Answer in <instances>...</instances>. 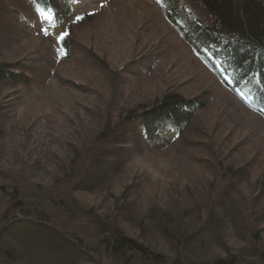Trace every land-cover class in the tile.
Returning a JSON list of instances; mask_svg holds the SVG:
<instances>
[{
	"label": "rangeland",
	"instance_id": "374dc122",
	"mask_svg": "<svg viewBox=\"0 0 264 264\" xmlns=\"http://www.w3.org/2000/svg\"><path fill=\"white\" fill-rule=\"evenodd\" d=\"M4 1L0 0V62L32 79L25 86H0V122L8 129L3 130V150L13 172H5L11 176L5 177L6 187L10 189L11 180L18 182L23 198L44 200L49 217L67 232V226L74 227L80 237L88 239L83 232L91 231L92 225L105 230L117 224L125 239L155 248L168 257L167 264H174V247L146 221L155 205L172 212L184 209L192 232L217 217L221 238L236 250L245 249L244 253H252L251 244L244 241L248 233L253 239L257 234L260 239L253 253L264 256V121L195 58L166 22L156 0H77L86 18L72 30L67 60L61 58L57 43L61 30L39 32L48 20L42 17L37 22L31 14L32 25L18 17L6 18ZM169 93L205 104L186 133L164 150L150 151L137 139L129 148L115 149L119 164L109 186L73 194L74 210L67 206L61 211L63 191H56L67 184L55 185L62 176L56 165L48 167L44 162V144L57 140L53 150L59 158L78 150L84 163L75 161L72 153L65 161H73L74 169L82 165L86 169L90 157L84 152L106 121H111L114 133L120 130L119 115ZM28 137L27 147L20 150ZM9 145L13 151H8ZM17 150L19 158L14 154ZM78 172L81 178L67 181L71 188L93 171ZM126 191H131V199L122 196ZM4 206L0 198V213ZM222 207L236 215L233 227L229 224L226 230L223 223L229 220ZM88 215L92 225L84 218ZM203 253L208 258L222 255L212 246ZM91 257L94 262L98 259L95 254Z\"/></svg>",
	"mask_w": 264,
	"mask_h": 264
},
{
	"label": "trees",
	"instance_id": "16d2710c",
	"mask_svg": "<svg viewBox=\"0 0 264 264\" xmlns=\"http://www.w3.org/2000/svg\"><path fill=\"white\" fill-rule=\"evenodd\" d=\"M4 2H7L9 11L5 14L6 18L18 17L20 20L25 19L27 24L30 23L28 16L31 14L37 22L42 17L48 20L39 32L49 34L61 30L57 36L60 56L63 60L70 57V49L73 47L72 30L86 18L80 13L78 8L80 5L76 0ZM156 2L166 22L190 48L195 58L206 70L216 75L222 85L248 110L260 115L264 121V0H156ZM201 15L203 17H200ZM77 16L82 19L77 21ZM15 70L13 65L0 62V86L30 84L32 81L30 77L21 73L16 74ZM204 108L205 104L198 98L169 93L161 95L153 103L119 115L116 127L120 130L114 133L111 130V121H106L101 131L94 135L93 141H90L89 149L84 152L90 157L86 169L93 172H88L86 179H78L77 185L75 187L72 185L74 189L67 181L81 178L77 171L86 169L84 165L82 169H74L71 167L73 161L65 160L71 153L79 163H84L85 157L81 159L77 156L78 150L72 152L69 150L59 158L53 150L55 143L58 145L57 140L51 139V142L45 143L42 151L44 162L48 167L56 165L58 176H62L55 185L61 186L64 182L67 184L56 191L58 194L63 191V196L59 195L60 210L66 211L67 206L70 210H74L73 194L75 193H95L109 186V179L115 176L114 169L119 164L115 149L129 148L135 139L142 141L150 151L167 149L186 133L193 116ZM2 119L3 117H0V120ZM2 123L3 121L0 122V198L7 206H4L0 213V264L168 263V257L163 256L155 248L125 239L124 232L119 230L117 224L109 225L105 230L101 226L92 225V215L84 217L86 222H91L92 225L91 231L83 232L89 236L88 239H91L88 244L87 237L78 236L74 227L73 229L67 226V232L65 227L51 219L44 209V200L23 198L19 183L15 180H11L10 189L6 187L5 177L11 178V176L5 172L11 174L13 172L10 170L12 161L6 155L7 151L3 150V130L8 129ZM117 133L122 137H118ZM131 136L134 139H131ZM29 139L28 137L18 148L21 150ZM13 150L14 147L10 146L8 151ZM2 151L4 152L1 153ZM19 151L14 152L17 158L21 154ZM38 184H35L36 188ZM131 194V191H126L122 196L131 199ZM68 200L73 201V204H66ZM152 208L146 221L160 239L174 247L172 263L264 264V256L253 253L260 239L257 234L253 239L248 233V238L244 241L248 245L251 244L252 248L249 250L252 253H244L245 249L236 250L234 246H228L227 238H221V231L216 230L217 227H221L219 220H216L217 217L209 219L205 225L192 232L187 228L186 220L189 215L184 209L176 212L177 208L172 212L170 209H160L156 205ZM221 210L222 215L230 222L225 221L223 225L226 227L222 229L226 230L229 224L233 227L232 221L236 215L223 207ZM67 212L73 215L72 211ZM225 218L221 217V221ZM243 239L244 235L240 240ZM210 246L214 252H220L222 255L205 257L203 251L210 250ZM94 254L98 256L95 262L91 260Z\"/></svg>",
	"mask_w": 264,
	"mask_h": 264
},
{
	"label": "snow or ice",
	"instance_id": "6c2138e0",
	"mask_svg": "<svg viewBox=\"0 0 264 264\" xmlns=\"http://www.w3.org/2000/svg\"><path fill=\"white\" fill-rule=\"evenodd\" d=\"M101 6H102V5H101ZM89 14L91 15V14H93V13H89ZM81 19H82V17H80V16H77V17H76V20H77V21H79V20H81ZM65 35H67V33H65ZM62 38H63V37H61V39H62Z\"/></svg>",
	"mask_w": 264,
	"mask_h": 264
}]
</instances>
